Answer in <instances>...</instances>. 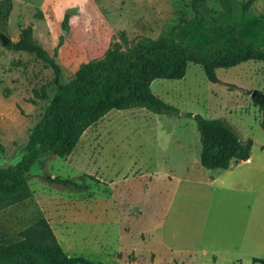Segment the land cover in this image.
<instances>
[{"label": "rangeland", "instance_id": "rangeland-1", "mask_svg": "<svg viewBox=\"0 0 264 264\" xmlns=\"http://www.w3.org/2000/svg\"><path fill=\"white\" fill-rule=\"evenodd\" d=\"M14 2L7 38L17 20L34 21L36 37L47 26L53 40L44 35L38 43L50 57L61 38L54 57L60 84L73 78L80 63L100 58L112 42L129 52L171 28L176 42L198 50L206 30L218 24L232 25L255 48L264 46V0H203L198 16L189 0H48L38 14L27 2ZM215 75L218 83H208L199 66L188 64L181 80L151 82L152 94L184 112L182 118L140 108L109 111L81 134L69 156L41 152L26 174L25 190L0 195V243L44 219L66 255L92 263L211 264L208 256L188 262L190 254L183 253L197 248L202 215L197 185L166 178L176 169L177 176L183 173L180 152L170 149L175 141L198 144L194 115L219 119L239 139L264 144L260 114L251 104V93L264 94V63L249 61ZM55 88L50 67L31 54L16 56L0 43V168L26 153L28 135ZM164 149L173 161L155 159ZM54 177L80 188L46 182ZM215 264L226 263L217 259ZM241 264L252 263L245 258Z\"/></svg>", "mask_w": 264, "mask_h": 264}, {"label": "trees", "instance_id": "trees-1", "mask_svg": "<svg viewBox=\"0 0 264 264\" xmlns=\"http://www.w3.org/2000/svg\"><path fill=\"white\" fill-rule=\"evenodd\" d=\"M203 0H189L195 16ZM11 0H0V43L11 52L31 54L53 71L56 86L42 117L31 129L25 146L26 153L14 165L0 168V195L12 196L26 188V174L45 152L57 158L69 156L81 134L109 111L131 108L145 109L156 115H178V109L163 102L150 91L153 80H181L188 64L199 66L205 80L216 84L215 71L229 69L245 62L264 63V46L255 48L237 35L235 27L218 24L204 34V47L196 49L176 42L173 28L156 39H143L129 52L112 42L100 58L78 65L73 78L65 84L58 81L59 68L54 62L58 39L50 57L32 37L29 26L18 29L15 42L5 36L11 10ZM251 104L259 114V127L264 134V94L254 92ZM191 118L190 113L185 114ZM200 144L199 165L205 170H225L233 160L248 157L251 141L241 142L219 119L192 117ZM55 185L80 188L76 183L59 178H46ZM264 264V260H251ZM0 264H99L79 256L66 255L47 222L39 219L21 231L15 240L0 243Z\"/></svg>", "mask_w": 264, "mask_h": 264}, {"label": "crops", "instance_id": "crops-1", "mask_svg": "<svg viewBox=\"0 0 264 264\" xmlns=\"http://www.w3.org/2000/svg\"><path fill=\"white\" fill-rule=\"evenodd\" d=\"M22 1L27 2L28 6L38 14L43 12L44 3L48 0ZM11 4L4 32L6 37L15 7L14 0H11ZM53 6L54 3H52ZM18 21L14 35L8 37L11 42L17 40L18 29L27 26L31 28L32 37L34 40L37 39L35 42L38 45V40L40 41L44 35H49L53 40L46 32L49 30L47 26L44 25L43 35L36 37L37 24L34 21L28 20L25 24ZM13 53L19 56L24 52ZM180 112L182 111L178 110V115L169 116L180 118L184 113ZM239 140L251 141L248 157L245 160L231 161L225 170H205L199 165V140L198 144L194 139L190 143H184V146H178L179 143L175 141L170 149V151L180 152L183 173L177 176L176 169L170 175L168 173L167 180L195 184L198 189V214L202 215V220L196 227L199 243L197 248L188 247L187 250H183V253L191 256L187 255L188 262L192 263L195 258L201 260L207 256L211 264H215L217 259H222L226 264H241L242 259L245 258L250 261L253 258L264 260V144L256 145L251 139ZM163 148H165L164 145ZM157 152H160L158 147ZM166 152V149L162 150V154L155 156V159L161 156L159 159L162 163L168 159L173 161L170 154L165 155ZM166 249L170 250V248Z\"/></svg>", "mask_w": 264, "mask_h": 264}, {"label": "water", "instance_id": "water-1", "mask_svg": "<svg viewBox=\"0 0 264 264\" xmlns=\"http://www.w3.org/2000/svg\"><path fill=\"white\" fill-rule=\"evenodd\" d=\"M254 95V92L253 93H251V96H253Z\"/></svg>", "mask_w": 264, "mask_h": 264}, {"label": "built area", "instance_id": "built-area-1", "mask_svg": "<svg viewBox=\"0 0 264 264\" xmlns=\"http://www.w3.org/2000/svg\"><path fill=\"white\" fill-rule=\"evenodd\" d=\"M246 162H248V160H246Z\"/></svg>", "mask_w": 264, "mask_h": 264}]
</instances>
